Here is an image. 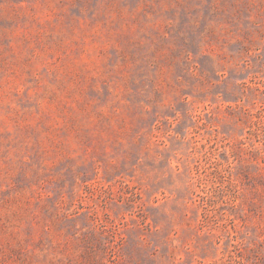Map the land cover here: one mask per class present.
I'll return each mask as SVG.
<instances>
[{"label":"rangeland","instance_id":"rangeland-1","mask_svg":"<svg viewBox=\"0 0 264 264\" xmlns=\"http://www.w3.org/2000/svg\"><path fill=\"white\" fill-rule=\"evenodd\" d=\"M0 264H264V0H0Z\"/></svg>","mask_w":264,"mask_h":264}]
</instances>
